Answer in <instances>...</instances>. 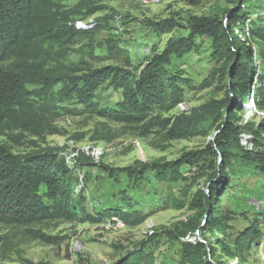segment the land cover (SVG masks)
<instances>
[{
	"label": "trees",
	"instance_id": "1",
	"mask_svg": "<svg viewBox=\"0 0 264 264\" xmlns=\"http://www.w3.org/2000/svg\"><path fill=\"white\" fill-rule=\"evenodd\" d=\"M67 1L0 0V223L29 226L58 219L80 223L113 219L134 226L144 222L149 214L133 207L127 210L108 208L96 213L87 209L86 188L79 190L78 174L85 167L84 160H89L85 154L80 153L75 166H71L63 147L47 146L20 154L14 152L10 143L21 145L27 135L44 138L53 130L58 116L84 111L116 122L143 123L140 127H145L147 133L153 121L162 124L161 116H150L153 110L171 111L185 98L179 84L182 76L167 68L172 57L190 52L195 47L194 38L206 35L212 39L216 56L221 58L225 54V59L230 60L227 72L226 67L223 69L227 95L222 100L208 102L202 111L180 114L172 123L167 120L171 124L167 136L169 139L205 136L215 129L213 140L205 148L185 152L174 161L123 168L102 167L114 178L119 173L126 174L133 185L139 180H149L148 171L154 170L155 179L169 184L190 180L188 189L205 171L211 170L213 174L209 175L206 186L208 192L196 190L193 195L195 202L192 204L201 210L188 224L189 230L196 232V238L181 242L182 264H220L214 259L216 249L212 244L227 250L222 242L234 229L233 212L223 207L224 195L232 184L226 170L229 147L237 150L234 157L257 161V167L264 173V117L258 124H240L241 116L238 115L243 108L240 103L249 100L254 101L257 108L264 109V68L257 64L254 51V45L262 43L264 58V24L246 26L248 16L243 7L246 0H228L236 5L225 11L230 17L229 26L216 17L191 16L189 36L171 40L162 52L147 59L139 74L112 65L82 68L68 60L67 54L71 45L86 38L84 28L76 22L84 21L102 9L103 1L110 0H77L74 4ZM148 23L159 35L169 33L176 26L173 18L148 20ZM237 26L244 37L235 35ZM5 63L7 65L3 66ZM108 80L114 88L122 90V98L114 106L100 107L93 102V97ZM209 85L211 81L205 80L199 88ZM233 96L238 102L235 106L232 105ZM73 99L83 105V109L58 105ZM245 130L251 134H244ZM243 138L251 141V148L258 145L260 150H247L241 145ZM184 166L190 168L188 172L181 170ZM173 199L172 193L167 195V202ZM175 205L181 208L184 202ZM255 220L235 233L232 241L239 251L243 242L258 243L263 235L262 221ZM208 233L212 234L213 241ZM197 234L204 238L201 240ZM35 236L52 243L64 241V238L41 232ZM175 238L181 239L180 236ZM147 244L148 241H142L139 247L129 250L113 264H153V254L147 252Z\"/></svg>",
	"mask_w": 264,
	"mask_h": 264
},
{
	"label": "rangeland",
	"instance_id": "2",
	"mask_svg": "<svg viewBox=\"0 0 264 264\" xmlns=\"http://www.w3.org/2000/svg\"><path fill=\"white\" fill-rule=\"evenodd\" d=\"M76 1L67 2L74 4ZM101 4V10L84 21L76 22L77 26L84 28L86 38L69 47L68 60L82 68L112 65L135 74H139L147 59L162 52L171 40L189 36L191 16L216 17L229 26L226 8L236 6L228 0H201L197 3L191 0H110ZM243 7L248 16L246 26L264 24V0H246ZM166 18H173L176 22L169 33L159 35L148 25V20ZM234 33L244 37L239 26L234 28ZM194 42L193 50L182 57L173 56L167 67L182 76L179 84L185 93L184 101L171 111L153 110L150 116H161L162 124L153 121L147 133L144 132L145 127H140L143 123L116 122L84 111L77 115L58 116L53 122V130L44 138L35 139L27 135L21 145L10 143L14 152L20 154L47 146L63 147L71 166H75L80 153L85 154L89 160H84L85 167L78 174L81 179L79 190L86 188L87 209L96 213L108 208L127 210L133 207L148 213L147 219L134 226L113 219L100 223L58 219L29 226L0 223V264H113L129 250L139 247L142 241H148L146 250L152 252L153 264H182L181 242L196 238V232L190 231L188 224L201 210L192 204L195 202L193 195L196 190L208 192L206 186L212 171H205L188 189L190 180L169 184L155 179L154 170L148 171L149 180H139L133 185L126 174L119 173L114 178L102 166L123 168L174 161L185 152L205 148L213 140L215 129L205 136L176 139L167 136L171 126L167 120L172 123L180 114L202 111L208 102L222 100L227 95L226 75L223 73L227 72L230 60L225 59V54L221 58L216 56L209 36L198 35ZM262 49V43L254 45L257 64L264 68ZM205 80L211 81V85L199 88ZM255 83L258 82L255 80ZM121 98L122 90L114 88L108 80L97 89L93 102L100 107H110ZM74 100L58 105L83 109V105ZM232 101H236L234 96ZM242 104L238 114L241 116L240 124H258L263 120L264 109L257 108L254 101ZM243 133L251 134L248 130ZM241 145L247 150H260L258 145L253 148L244 142ZM229 151L226 170L232 184L224 195L223 207L233 212L231 224L234 229L223 239L227 250L212 244L216 249L214 259L220 264H264V207L255 210L253 207L254 201L264 206V173L257 167V161L234 157L233 153L237 152L234 147H229ZM189 169L184 166L181 170L188 172ZM171 193L174 199L167 202V195ZM179 201L184 202L181 208L175 205ZM256 218L262 221L263 235L258 243L243 242L239 251L232 241L235 233L246 224L255 222ZM37 232L64 238V241L47 242L35 236ZM175 236H180V241ZM207 236L213 241L212 234ZM197 237L204 238L198 234Z\"/></svg>",
	"mask_w": 264,
	"mask_h": 264
},
{
	"label": "built area",
	"instance_id": "3",
	"mask_svg": "<svg viewBox=\"0 0 264 264\" xmlns=\"http://www.w3.org/2000/svg\"><path fill=\"white\" fill-rule=\"evenodd\" d=\"M243 141H244V144H247V145L251 146V141H246V140H244V138H243ZM253 207H254V210H255V209H258V208L264 207V206H261V203H255V201H254Z\"/></svg>",
	"mask_w": 264,
	"mask_h": 264
},
{
	"label": "water",
	"instance_id": "4",
	"mask_svg": "<svg viewBox=\"0 0 264 264\" xmlns=\"http://www.w3.org/2000/svg\"><path fill=\"white\" fill-rule=\"evenodd\" d=\"M237 104V101H232V105L235 106ZM243 104L240 103V106H242Z\"/></svg>",
	"mask_w": 264,
	"mask_h": 264
},
{
	"label": "bare ground",
	"instance_id": "5",
	"mask_svg": "<svg viewBox=\"0 0 264 264\" xmlns=\"http://www.w3.org/2000/svg\"><path fill=\"white\" fill-rule=\"evenodd\" d=\"M252 101V100H251ZM253 102V101H252ZM262 206V205H261Z\"/></svg>",
	"mask_w": 264,
	"mask_h": 264
}]
</instances>
